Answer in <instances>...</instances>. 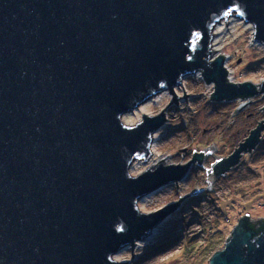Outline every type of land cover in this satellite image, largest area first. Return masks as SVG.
<instances>
[{
    "label": "water",
    "instance_id": "obj_1",
    "mask_svg": "<svg viewBox=\"0 0 264 264\" xmlns=\"http://www.w3.org/2000/svg\"><path fill=\"white\" fill-rule=\"evenodd\" d=\"M233 14L264 46V0H0V264H127L113 258L128 246L133 262L135 244L185 197L153 213L139 200L179 188L217 150L132 175L134 161L151 159L165 109L178 105L175 87L201 72L215 101L258 94L228 81L225 56L213 61V30ZM167 91L174 99L162 112L124 123ZM262 122L232 155L215 156L208 190L256 148ZM209 263L264 264V218L242 217Z\"/></svg>",
    "mask_w": 264,
    "mask_h": 264
},
{
    "label": "rangeland",
    "instance_id": "obj_2",
    "mask_svg": "<svg viewBox=\"0 0 264 264\" xmlns=\"http://www.w3.org/2000/svg\"><path fill=\"white\" fill-rule=\"evenodd\" d=\"M227 22L228 25L226 20L217 24L218 29L225 30L216 47L220 51L215 52L213 61L225 56V66L234 72L230 83L251 82L257 86L258 94L250 98L252 103L234 112L250 100L238 98L218 102L211 99L216 91L215 84L206 83L202 73L197 72L185 78L180 89L174 91L179 97V106L172 102L173 93L167 91L144 104L145 113L142 105L126 115V121L136 125L143 114L157 115L172 102L165 109L168 121L158 131L155 164L163 159L167 164H187L193 160L195 149L201 153L212 144L217 148L204 157L202 165L198 162L191 165L188 175L178 184L179 188L177 184L165 186L142 203L145 213H153L185 197L175 212L158 225L157 235L133 249V262L131 246L117 254L127 264H210L212 256L224 249L242 217L249 214L253 221L264 218V127L256 148L243 153L239 163L226 176L218 177L212 191L208 190L206 181L207 169L217 161L215 156L225 159L232 155L264 120V93L260 88L264 80V46L254 41L252 24L235 14ZM138 163L133 173L130 168L132 175L142 173L149 166L144 160Z\"/></svg>",
    "mask_w": 264,
    "mask_h": 264
},
{
    "label": "bare ground",
    "instance_id": "obj_3",
    "mask_svg": "<svg viewBox=\"0 0 264 264\" xmlns=\"http://www.w3.org/2000/svg\"><path fill=\"white\" fill-rule=\"evenodd\" d=\"M220 26V25H219ZM218 27V25H216L215 26V28H214V30H213V35H214V38H213V43H212V50H214V51H217V52H219L220 50L218 49V48H216L219 44H220V41H221V36H222V34L224 33V28H217ZM225 63H226V59H225ZM226 67V70L228 71V73H227V77H228V81L230 82L231 81V78H230V76L234 73L233 71H232V69H230L229 67H227V66H225ZM183 84H184V82H183ZM178 89H180V86H178V87H175V89H174V91H176L177 92V90ZM165 93H167V92H165ZM160 96V95H159ZM141 107V106H140ZM140 107L137 109V110H139L140 109ZM144 108V105L142 106V108H141V110H143V112H144V110L145 109H143ZM145 113V112H144ZM126 115H128V114H126ZM126 115H124V117L122 118L123 119V121H124V123H126L127 125H131L130 123H128L127 121H126ZM167 117H168V114H167ZM158 139H159V134H158V132H156L155 134H154V136H153V141H152V145H151V151H152V157H151V159L148 161V163H149V166L148 167H151L152 165H154L155 164V159H154V157L156 156V152H157V141H158ZM138 166H139V163H138V160H136V161H134L133 162V164L131 165V172L133 173V171L134 170H136L137 168H138ZM191 169V168H190ZM150 195H147V196H145V197H143V198H141L140 200H139V203H138V206H139V209H140V211L142 212V213H145V211L143 210V208H142V203L144 202V201H146V199H147V197H149ZM158 230V226L155 228V229H153L152 231H151V233H150V235L144 240V241H138L136 244H135V246H134V249H137V248H139V247H141L142 246V244H144V243H147V242H149V241H151L156 235H157V233H156V231ZM144 242V243H143ZM114 261H116L117 263H125L122 259H120L119 258V256L116 254L115 256H114Z\"/></svg>",
    "mask_w": 264,
    "mask_h": 264
}]
</instances>
